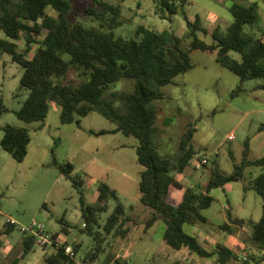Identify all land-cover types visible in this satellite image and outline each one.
Instances as JSON below:
<instances>
[{"label": "rangeland", "instance_id": "obj_1", "mask_svg": "<svg viewBox=\"0 0 264 264\" xmlns=\"http://www.w3.org/2000/svg\"><path fill=\"white\" fill-rule=\"evenodd\" d=\"M102 1L122 5L123 25L116 30L117 36L136 38L140 26L156 32L167 30L182 39L186 51L191 49L193 39L183 11L191 21L200 16L207 24L211 23L209 18L213 15L228 16L233 20L225 8V3L233 4L232 0H196L186 3L183 10L174 15L159 12L160 0ZM170 1L182 7L178 0ZM261 2L258 0L259 6ZM71 4L69 19L72 23L103 29L94 16L85 15L86 9L100 10V7L89 0H72ZM257 12L260 13L259 9ZM260 21L259 17L258 24ZM245 31L257 33V25L246 26ZM198 37L207 44L214 43L211 36L202 32ZM16 44L18 51L25 53L24 35ZM190 57L192 69L178 76L174 83L161 87L164 98L152 104L158 111L153 142L160 155L176 162L181 155L183 136L190 127L195 129L192 145L197 153L183 174L175 173L184 187L183 190L174 188L171 196L176 202L181 201L187 189L205 190L214 170L233 173L235 165L241 163L249 135L243 129L244 125L250 121L264 123V114H250L256 106L264 108V102L254 98V95L264 98V92L250 90L260 81H248L242 86L236 74L217 62L215 53L193 50ZM231 57L241 59L237 53H231ZM23 73L24 68L14 62L10 54L0 53V102L7 110L0 118V230H6L8 219L16 223L15 230L2 237L0 264H10L22 256L24 235L19 228L34 221L44 224L53 236H66L69 244L77 249L78 261L82 264H219L216 258H201L186 248L175 250L170 247L163 238L165 224L162 220L148 227L153 210L141 201L139 184L144 168L138 163V141L122 133H90L112 131L117 127L116 123L95 111L82 118L80 126L75 123L64 125L61 109L56 104H52L45 122L26 123L19 119L16 112L29 94L20 88ZM87 78L82 70L71 68L63 81L78 86ZM240 86L243 91L236 93ZM134 87L133 80L123 79L107 88L104 99L110 101L114 93H131ZM115 106L121 108V103L116 102ZM8 125L27 129L30 133L31 143L23 162L15 160L1 145L4 127ZM262 155L252 151L250 159H259ZM204 160L207 162L203 163ZM69 163L74 167L72 176L82 181L79 187L61 173V168ZM261 171L257 167L247 168L242 180L213 189L214 203L203 210L208 222L187 224L185 232L197 237L211 251L226 246L237 251L241 258L247 254L264 258V252L259 253L250 243L253 231L250 222L262 215V198L253 189L254 179ZM100 181L115 189L119 200H109L107 210L95 214L94 230L102 234L104 243L99 258L92 261L90 254L95 251L96 242L85 230L80 198L83 195L88 204L104 206L98 201ZM119 202L123 204L125 214L108 234L105 225ZM228 210L245 222H229ZM225 223L229 224V230L221 228ZM59 250L49 245L43 249L35 244L19 264H48L46 259L56 256Z\"/></svg>", "mask_w": 264, "mask_h": 264}, {"label": "trees", "instance_id": "obj_2", "mask_svg": "<svg viewBox=\"0 0 264 264\" xmlns=\"http://www.w3.org/2000/svg\"><path fill=\"white\" fill-rule=\"evenodd\" d=\"M71 1L0 0V53L10 54L13 61L24 68L20 88L29 91L21 109L16 112L17 117L26 123L45 122L52 104H56L61 109L62 124L75 123L80 126L82 118L99 111L116 123L117 127L112 131L90 133H122L138 141V163L144 168L139 184L141 201L153 210L148 227L162 220L165 224L163 238L175 250L186 248L201 258H216L219 264H262L264 258L257 254H247L241 258L237 251L226 246L208 250L197 237L185 232L184 226L207 223L203 210L214 203L211 191L242 180L247 168L257 167L262 171L254 179L253 189L262 198V216L257 222H250L253 229L250 243L259 253L264 252V156L250 159V144L249 139H246L243 158L240 164L235 165L233 173L224 174L214 170L205 190L187 189L181 201L176 202L171 196L174 188L183 190L184 187L175 173L183 174L197 153L192 145L195 129L190 127L183 136L181 155L176 162L160 155L153 142L157 132L158 111L152 106L155 101L164 98L161 87L174 83L178 76L192 69L190 52L193 50L215 53L217 62L236 74L242 83L249 80L264 81V38L245 31L246 26L258 24L259 4L245 6L233 3L229 8L233 16L232 23L221 21L214 27L203 26L199 17L191 21L183 11L193 39L191 49L186 51L182 47V39L167 30L156 32L140 26L137 33L140 39L117 36L116 30L123 25L121 4L89 0L100 10L88 8L85 15L94 16L103 29L72 23L69 19ZM181 4L182 7H179L170 0H160L158 10L163 15L168 12L178 14L186 3ZM200 32L211 36L214 43L207 44L201 40L198 37ZM22 35L26 43L25 53H20L16 44ZM231 53L239 54L241 59H233ZM71 68L82 70L87 80L78 86L64 83ZM123 79L135 82L134 91L114 93L110 101L105 100L107 88ZM261 89L264 90V85ZM239 91H243L241 86L236 93ZM116 102L121 103V108L115 106ZM6 111L0 102V118ZM30 143L31 136L27 129L10 125L4 127L1 145L15 160L23 162L26 159ZM73 171L74 167L70 163L61 168V173L79 187L82 181L72 176ZM98 191V201L104 206L88 204L83 195L80 198L82 216L86 221L85 230L96 242L95 251L90 254L92 261L99 258L104 243L102 234L94 230L95 214L98 211L105 212L109 200H119L117 191L107 182L100 181ZM124 214L125 208L119 202L108 217L104 228L106 233L112 232ZM227 217L231 223L245 222L231 210H228ZM221 228L229 230V224L225 223ZM14 230L15 226L8 223L6 230H0V256L3 235ZM35 244V238L24 236L22 256L10 264H19ZM75 251L77 253L76 248ZM46 260L48 264H73L62 250Z\"/></svg>", "mask_w": 264, "mask_h": 264}, {"label": "crops", "instance_id": "obj_3", "mask_svg": "<svg viewBox=\"0 0 264 264\" xmlns=\"http://www.w3.org/2000/svg\"><path fill=\"white\" fill-rule=\"evenodd\" d=\"M261 1H262L261 2L262 5H260L259 8H258L259 11H260L259 17H260L261 21H260V24H257V31L258 32L255 33V34L258 37H263L264 38V0H261ZM232 2L233 3H240V4H243L245 6H250V5L254 4V3H258V0H256V1L255 0H232ZM231 5L232 4L225 3L226 10H229ZM229 12H230V10H229ZM197 17H199L201 19L200 16H197ZM209 19L212 20L211 23H209V24L205 23L201 19V21L203 23V26H205V27H214L215 25H218L219 22H221V21H223L225 23H232V21H233L228 16L221 17L220 15H213ZM222 26L225 27L224 25H222ZM249 81H253V80H249ZM258 81H260V82H256L255 84H253L250 87V90L252 92H258V91L264 92V90L261 89V86L264 85V81H262V80H258ZM246 82H248V81H245L243 83L241 82L242 86H244ZM254 98L257 101L262 100L264 102V98H261V96L254 95ZM250 114H253L255 116L263 115L264 114V108H257V106H256L251 111ZM241 125H242V123L239 124L240 127H241ZM243 129H244L245 133L246 132L249 133V135L246 138L249 139L250 154H251L252 151H257V152H260L261 154H263L262 155V157H263L264 156V123H260L259 124L258 122L250 121V122H248L247 124L244 125ZM72 175H73V173H72ZM178 190H180V189H178ZM182 197H183V195H182ZM259 218H261V217H259ZM257 221H259V219L256 220L255 222H257ZM43 249H46V248H43Z\"/></svg>", "mask_w": 264, "mask_h": 264}, {"label": "built area", "instance_id": "obj_4", "mask_svg": "<svg viewBox=\"0 0 264 264\" xmlns=\"http://www.w3.org/2000/svg\"><path fill=\"white\" fill-rule=\"evenodd\" d=\"M178 1L182 3H192L196 0H178ZM206 162H207L206 160L203 161V163ZM198 167H200V164H198ZM7 222L8 224L14 226L16 225V223L11 219H8ZM19 230L24 235L35 238V242L37 246L41 248H46L48 245L57 247L63 251V253L65 254V256L68 257L70 262H72L73 264H82L81 262L78 261V255L75 251V248L73 247V245L69 244V242L65 238L66 236L64 237L63 234H55L53 236L49 234V232H47L44 224L35 221L27 227L26 226L20 227Z\"/></svg>", "mask_w": 264, "mask_h": 264}]
</instances>
